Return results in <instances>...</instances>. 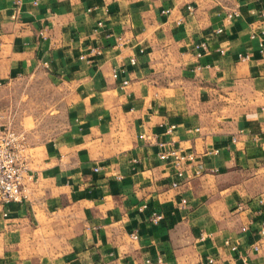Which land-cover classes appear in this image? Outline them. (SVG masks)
<instances>
[{
  "label": "crops",
  "instance_id": "obj_1",
  "mask_svg": "<svg viewBox=\"0 0 264 264\" xmlns=\"http://www.w3.org/2000/svg\"><path fill=\"white\" fill-rule=\"evenodd\" d=\"M262 4L0 0V127L30 175L0 264H264ZM38 72L64 102L45 138L2 100ZM169 147L192 156L175 186Z\"/></svg>",
  "mask_w": 264,
  "mask_h": 264
},
{
  "label": "built area",
  "instance_id": "obj_2",
  "mask_svg": "<svg viewBox=\"0 0 264 264\" xmlns=\"http://www.w3.org/2000/svg\"><path fill=\"white\" fill-rule=\"evenodd\" d=\"M187 9L190 11L192 7L187 5ZM255 12L259 17L264 18V4L258 6ZM237 14V9H231L226 12L225 18L230 20ZM216 31H220V28H217ZM260 32L263 33L264 29H261ZM259 46L262 47L261 38H259ZM193 47L194 55L198 57L205 49V43L200 41L195 43ZM134 60L133 56L129 57L130 62H134ZM114 73L113 70V74ZM126 82L125 79L121 81L122 84ZM170 127L171 125L167 127V131ZM21 149V138H19L11 128L5 126L0 127V206L10 201H20L25 198L23 174H25L27 178H29L30 175L26 173V166L21 158ZM157 157L169 161V164L173 168L176 179L171 181L170 184L172 186L177 185L178 179L183 177V165L192 158L190 153L182 152L175 147H169L158 151ZM196 172L197 170L194 171V173ZM181 202H184V199H181ZM143 206L144 204L141 205V207ZM160 217L161 214L159 212H152L150 221L157 222ZM131 237L135 238L136 234L131 233ZM253 248H255V246Z\"/></svg>",
  "mask_w": 264,
  "mask_h": 264
},
{
  "label": "rangeland",
  "instance_id": "obj_3",
  "mask_svg": "<svg viewBox=\"0 0 264 264\" xmlns=\"http://www.w3.org/2000/svg\"><path fill=\"white\" fill-rule=\"evenodd\" d=\"M54 86L44 73L38 72L34 76L19 78L4 87L2 100L12 111L15 109L16 117L32 113L39 122L36 135L45 138L56 131L62 118L64 102H56L57 89ZM56 108L57 112L54 111Z\"/></svg>",
  "mask_w": 264,
  "mask_h": 264
}]
</instances>
